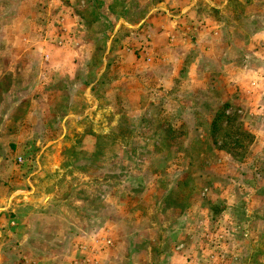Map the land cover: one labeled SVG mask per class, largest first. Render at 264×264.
<instances>
[{
	"label": "rangeland",
	"instance_id": "obj_1",
	"mask_svg": "<svg viewBox=\"0 0 264 264\" xmlns=\"http://www.w3.org/2000/svg\"><path fill=\"white\" fill-rule=\"evenodd\" d=\"M0 106V264H264V0H0ZM163 149L207 185L179 204L161 172L130 219ZM11 195L45 233L26 250Z\"/></svg>",
	"mask_w": 264,
	"mask_h": 264
},
{
	"label": "crops",
	"instance_id": "obj_2",
	"mask_svg": "<svg viewBox=\"0 0 264 264\" xmlns=\"http://www.w3.org/2000/svg\"><path fill=\"white\" fill-rule=\"evenodd\" d=\"M154 25V28L157 29L156 31V35L158 37L159 35V31L160 33H164V30L167 29V26H166V22L164 21H154L153 23ZM162 29V30H160ZM158 33V34H157ZM151 45L153 46L154 45V41L152 40V43ZM152 53H150L151 55ZM151 60V59H150ZM1 108V106H0ZM6 108V105L5 107ZM5 110V109H4ZM7 116L8 115H0V124H3V123H6V119H7ZM211 121V120H210ZM209 121V123H210ZM208 127H209V124H207ZM0 132H1V128H0ZM6 133V132H4ZM207 134H209L208 130H207ZM0 137H1V134H0ZM198 137V136H197ZM196 139L192 140V141H195ZM199 138L196 140V144L198 145L199 143ZM190 143V141L188 142V144ZM1 145V144H0ZM163 147V146H162ZM161 152L159 151H156V152H151V153H148L145 158L142 159V162L140 163V165L136 164V168L138 169V173H140V176H141V180H144L146 182V186L147 187H150L151 188V191L150 193L148 194V196L146 198H140L139 200V203H136L134 202L133 203V208L136 209L134 210V212L132 211V213L130 212L129 213V217L130 219H135V220H138L139 218H143V219H146V221L148 222V220H152L153 218L150 217L147 213V211L145 209L141 210L139 208H137V206L139 205H142V204H146L148 203L151 199H156L157 195H156V190L155 189H158V185L161 184V172L164 173V175H167L169 176L170 178V182H169V187L164 193L167 194V195H170L172 198H174L177 203L179 204H188L186 202H189V201H192L190 200V196L191 195V189H187L188 187H185L184 188V197H181L179 199H177L175 193L178 189V181L180 180V178L178 177L180 174L183 175L182 179H184L187 175H189V169L187 167V163H178V161H176L175 163H173V157L170 155V157H166V156H162L160 153L164 152L165 150H160ZM159 152V153H157ZM161 158H165L166 159V162L164 165H160L157 164V162L161 159ZM129 160H131L129 158ZM153 161V162H151ZM135 169V166L133 167ZM146 170L151 173V175H144ZM175 175V177H174ZM160 177V179H159ZM204 181L205 179L203 178V176L201 177ZM207 182V181H205ZM183 185H186V184H183ZM26 189V188H25ZM24 189V190H25ZM22 190V191H24ZM127 191V190H125ZM130 191V190H129ZM131 193H134V191H130ZM15 194V193H12V195ZM61 195V192L58 193ZM200 193L196 194V198L200 197L199 196ZM10 197L9 199V204L10 206H8L9 208V211L12 212V215H8L7 217V220H5V225H6V228L4 231H7V232H10L11 234H15V235H18V238H16V242H17V245H19L21 248H25L26 250V247H34L36 245L39 244V240H42L43 238V234L44 231L42 229H40V226L39 224H41L40 222V219H36L38 217H33V214L32 212H29V211H23V212H18V209H16L14 207V199L15 197L12 196ZM129 195H126L125 193V197H128ZM66 197V196H65ZM53 199V198H52ZM173 199V200H174ZM185 199H189V200H185ZM201 199V198H200ZM203 199V198H202ZM205 200V198H204ZM54 202V201H53ZM142 202V204L140 203ZM56 204H62V201H57V202H54ZM26 206V207H25ZM21 207H25L23 209H27L29 210V205H28V201H26L25 203H22ZM136 207V208H135ZM163 209V208H162ZM162 209H160V219H166L168 218L167 217V212L165 211V213L163 214L161 211ZM183 208H180L178 211H175V212H180V210H182ZM109 217H106L107 220H110L112 221L111 223L115 224V222H117L118 220H121V217L120 215H118L117 212L115 211H112V212H109L107 213ZM2 216V215H1ZM114 216V217H112ZM156 219V218H155ZM30 220H38V224H34V222L31 224L30 223ZM34 225H35V228H34ZM148 224H145V226H147ZM141 227L139 228L137 231L133 232L134 234H137V235H145L146 232H144V227ZM155 227L158 229V225L156 224ZM155 230V229H154ZM56 234H59V232H54ZM61 233V232H60ZM157 231L154 233L156 234ZM1 235V233H0ZM153 234H150V236H152ZM40 237V238H39ZM44 240V239H43Z\"/></svg>",
	"mask_w": 264,
	"mask_h": 264
},
{
	"label": "trees",
	"instance_id": "obj_3",
	"mask_svg": "<svg viewBox=\"0 0 264 264\" xmlns=\"http://www.w3.org/2000/svg\"><path fill=\"white\" fill-rule=\"evenodd\" d=\"M235 119H236L235 114H233V113L228 114V113H226V111L223 108H220L219 110H217L214 113V115L212 116L211 121L209 123V127H208L209 134L208 135H209V138L211 139L212 144L215 146V148H216V131H221V127H220V125H222L221 123H224V126H226V128H227L228 126H232L234 124ZM235 126H236V127H234L235 133L238 136L235 142L242 140L243 138H250V135L247 134L246 132L240 130L238 125H235ZM173 134L174 133H172V135L169 136V138H168L169 142L168 143L167 142L166 143L160 142L161 146H163L165 144L169 145V143L175 139ZM228 139H227V137H225V139L222 141V148L225 149V152H227L231 155V149L232 148L230 147V145L227 141ZM166 157H168V155ZM165 162H166V159L161 158L157 162V164H159V166H160V165H164ZM190 173L191 172H189V175H187L184 179L178 181V183H179L178 189L175 193L177 198L184 197V188L185 187H188L187 189H189V188L192 189L195 184H198L200 187H204L207 185V183L201 178L200 174L194 173L193 175L190 176ZM183 184H186V185H183Z\"/></svg>",
	"mask_w": 264,
	"mask_h": 264
}]
</instances>
